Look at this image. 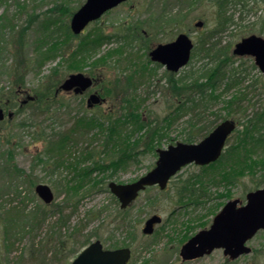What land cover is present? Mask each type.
Segmentation results:
<instances>
[{
    "label": "rangeland",
    "instance_id": "obj_1",
    "mask_svg": "<svg viewBox=\"0 0 264 264\" xmlns=\"http://www.w3.org/2000/svg\"><path fill=\"white\" fill-rule=\"evenodd\" d=\"M35 1L0 0V105L5 111V119L0 121V205L26 208L36 203L45 205L34 191L37 184L45 183L54 193L48 209L52 212L49 221L55 220L59 215L56 205L64 204L66 186L75 178V171L93 166L94 162L107 163L112 157L99 152L103 145L99 144V135H94L96 130L78 135L77 142L62 156L45 147L42 129L48 133L68 131L75 116L84 114L100 124L106 121V128L108 119L126 115L124 109L130 108L127 102L130 100L132 109L145 122L141 125L138 119V124L130 128L134 131L131 141L140 138L132 153L138 162L132 160L115 172L111 168L104 172L94 170L89 176L91 184L93 179V183L101 182L79 199L76 210L72 211L70 204L65 207L66 225L61 232L67 235L68 247L63 253L70 256L63 262L69 263L77 254L70 252L80 250L82 243L98 239L109 249L129 247L132 257L128 264H264V229L247 242L250 252L236 259L225 256L222 248L195 260L183 261L179 255L180 246L199 229L209 228L227 200L239 198L240 204H245L248 191L264 186V143H257L256 138L253 148L228 151L234 157L233 166L237 157L245 155L248 163L244 167L243 160L242 170L222 163L186 165L165 189L152 186L140 192L127 209L119 208L117 198L107 187L110 180L122 183L137 180L155 165L156 148L185 142L183 137L188 132L197 135V127L215 116L219 122L237 118L241 125L236 128L241 130L242 124L256 113L261 121L258 130L264 135V74L253 56L232 54L242 37L251 33L264 37V33L252 31L256 26L252 24L254 12L246 14L240 11V5L228 4L226 12L230 18L221 30V18L211 0H125L75 35L69 25L79 0H68L71 1L68 5H60L58 0ZM260 5L263 9L264 1ZM199 20L202 26H196ZM11 23L15 24L14 29H9ZM179 33L191 37L192 57L178 72L170 73L153 64L148 53L157 43L172 41ZM207 49L215 50L223 58L229 57L221 68L225 71L222 81L203 95L193 90L188 91V96V92L178 95L173 82L188 72L195 73L193 78L216 66L215 55H207ZM78 72L94 77L95 83L88 92L100 90L105 97L103 104L89 109L87 95L80 99L61 91L55 96L57 100L50 99L51 102L39 106L32 120L36 125L25 122L35 111L37 100L20 106L19 92L26 90L39 98L46 97L52 86L57 83L59 86L68 75ZM233 72L235 76H231ZM230 77L234 78L228 84ZM186 96L193 99L186 103ZM232 100L229 109L226 102ZM46 107L53 109L46 111ZM9 110L15 111L12 120L6 115ZM236 132L226 147L234 148L237 144ZM86 146L94 150V160L82 156ZM225 178L230 183L220 180ZM79 182L73 183L76 186ZM153 214L162 217V221L154 226L153 233L147 234L142 227ZM46 228L39 230L40 236H44ZM3 237L0 229V243ZM31 237L27 234L9 253L0 250V256H4L1 264H7L6 255L10 264H16L20 249Z\"/></svg>",
    "mask_w": 264,
    "mask_h": 264
},
{
    "label": "trees",
    "instance_id": "obj_2",
    "mask_svg": "<svg viewBox=\"0 0 264 264\" xmlns=\"http://www.w3.org/2000/svg\"><path fill=\"white\" fill-rule=\"evenodd\" d=\"M35 1V0H32ZM214 2V5L216 7V11L219 12V19L218 20L220 24V29H224V24L229 21L230 16H227V6L228 4H231L233 6H239L240 5V11L246 12V14H250V11L254 12V15L256 16L255 19H253L252 24L256 25L252 28V31H256L259 33H264V8L261 7V2L264 0H211ZM27 2V1H25ZM57 2L60 3V5H68L71 3V1L68 0H58ZM55 2V3H57ZM36 3V1H35ZM83 3L81 0L78 2V6ZM54 6H57V4H54ZM76 7V8H77ZM75 8V7H74ZM78 9V8H77ZM29 16H33V13H28ZM51 17H49L50 19ZM52 20V19H51ZM15 24L11 23L9 25V29H14ZM251 31V30H250ZM212 36V35H211ZM210 36V37H211ZM209 39V38H208ZM206 39H205V41ZM88 45V44H87ZM90 49L92 47H89ZM207 55L214 54L215 57H213L215 61V67L210 68L209 70H205L201 72L197 77H191L195 73H187L186 75H183L180 77V79L176 80L175 85L173 84V88H176L178 95L180 93H187L188 91H192L196 93H201L202 95L206 93V90L208 89H215L218 85V82L221 80V76L224 74L225 71H221L222 67L226 62L229 60V57L226 56L223 58V56L216 55V52H213L215 50L213 49H207ZM213 52V53H212ZM218 66V67H217ZM172 73V72H170ZM232 73L231 76L233 75ZM206 79L205 82L202 81V79ZM223 78V76H222ZM234 77H230V83ZM222 81V80H221ZM177 84V85H176ZM227 84V85H228ZM57 84L51 87V90H49V93L46 95V97H38L35 96V111H32V113L26 118L25 121L28 123L30 121V124L36 125L34 120L35 113L38 111L43 102H51L50 99L57 100L55 97V90L58 87ZM182 89V90H180ZM197 91V92H196ZM189 95V92L187 96ZM185 97V102H189L190 99H193V97ZM52 100V101H53ZM129 104L132 105L130 100H127ZM184 102V103H185ZM232 102L227 101L226 105L229 109L232 108ZM130 105L129 109H124L126 112L123 113L121 116L116 118H111V120L108 119L107 123L108 125L106 128L104 127L103 123H99L96 121L95 118H92L89 114H84L82 116H75L73 126L71 129L67 130H59V131H53L52 133H48L45 128L42 129V135H44L46 143L45 147L50 150V152H58L59 155L64 156V153L66 150H68L69 146H72V143L77 142L78 135L85 136L87 133L95 131L96 136L99 135V144L102 143L103 149H101L99 152L101 154L108 157H112L111 160H109L107 163L102 162L101 164H97L98 162H94L93 166H86L81 167L79 170L75 171L76 176L73 177V181L69 182L66 186L67 195L64 199L65 202L63 205H56V211L59 212L58 217H56L55 220L49 221L50 212L51 210L48 209V205H42L39 203L34 204L33 207L26 208L23 207V205H13V207H6L4 205H0V229H2V234L4 235L0 250H5L6 253H9L11 249L17 248V243L23 242V237L27 234L29 236H32L29 241H25L23 244L24 248L20 249L19 254L17 255V261L16 264H68L66 261L67 257L66 254L63 253V251L68 247L67 246V235L65 236L61 230L66 225L64 221V209L67 205L70 204L72 211L77 209V206L80 202V198H82L84 195H87V193L91 192L94 189V186L97 185L99 180H97L95 183H93L94 179L92 180V184L90 182L91 173L95 170H101V171H107L112 170L113 172L118 171L119 169L127 167L128 163H131L132 160L134 162H138V159L136 158V155L132 154L135 153L134 150L136 149V146H138L137 142L140 140L138 138L137 141H131V136H133V132H131V125H137L138 121L140 120L141 125H143L145 122H143V119H141L138 116V113L135 112ZM40 106V107H39ZM50 107V106H49ZM49 107H46V111H50L52 108L48 109ZM231 107V108H230ZM55 109V108H54ZM214 114V113H212ZM215 115V114H214ZM262 115V114H261ZM40 117V116H38ZM206 116H203L204 119ZM139 119V120H138ZM206 119V118H205ZM237 120V118H236ZM261 121L258 120V117L256 113L253 114L252 117H249L247 122H244V125H242V129L236 128V138L238 139L236 141V145L234 148L232 146L226 147L225 152L221 155V157L216 160L214 163H222L224 166L229 165L232 168H238L242 170V164L243 160H245L244 157H237V164L235 166L232 165V155L228 154L229 149L233 150H241L245 151L246 146H250L253 148V146L256 145L255 140L257 139V143L262 141L264 143V135L261 134L262 132L259 129V123ZM25 123V126H26ZM28 123V124H29ZM219 123V120L216 118H212V120H205V123L202 124V126L197 127L198 133L197 135L193 133V131L188 132L185 137H183L184 141L186 142H192L195 141L197 138H202L203 136L207 135L212 131V128ZM241 121L239 120L238 124L240 125ZM103 124V125H102ZM238 125V126H239ZM31 126V125H30ZM192 126V125H191ZM262 126V124H261ZM125 130V131H124ZM252 133V134H251ZM262 136V137H259ZM256 138V139H255ZM123 146V147H122ZM122 147V148H120ZM89 146H86L84 148V151L82 150L83 157L95 159L94 150H89ZM92 149V148H91ZM96 149V148H95ZM245 154V153H244ZM94 155V156H93ZM239 156V155H238ZM97 161V160H96ZM99 161V159H98ZM214 163L210 165H214ZM248 162L245 160L244 167L246 166ZM127 165V166H125ZM74 170V168H72ZM251 170L252 166H251ZM242 174V173H239ZM238 175V174H237ZM220 180H226L227 183H230L228 178L220 179ZM74 181H80L76 186L73 183ZM264 182V181H262ZM74 184V185H72ZM72 185V186H71ZM259 186V185H258ZM258 188V187H257ZM192 189V188H190ZM194 193V192H190ZM53 211V212H56ZM44 226H46V231L44 236H40L39 230H41ZM38 231V234H37ZM21 239V240H20ZM89 244V240H87L86 243H82V247ZM80 247V246H79ZM79 250H72L70 253L76 254ZM3 257L0 256V264L3 262ZM5 258H7V264L11 263V260L6 255ZM4 258V262H5Z\"/></svg>",
    "mask_w": 264,
    "mask_h": 264
},
{
    "label": "water",
    "instance_id": "obj_3",
    "mask_svg": "<svg viewBox=\"0 0 264 264\" xmlns=\"http://www.w3.org/2000/svg\"><path fill=\"white\" fill-rule=\"evenodd\" d=\"M122 0H86L71 16L70 28L79 34L92 20L100 18L101 14L114 7ZM203 23L199 20L196 26ZM194 45L189 35L178 34L175 40L158 44L150 52V58L158 61L172 71H178L185 66L191 58ZM236 55L254 56V63L264 73V37L251 34L236 42L233 48ZM92 79L82 73H71L65 78L56 90L76 93L92 85ZM103 99L93 93L87 99L89 105L99 103ZM2 116L0 109V118ZM236 122L234 119H225L217 124L212 131L200 140V142H177L167 148L157 150L158 158L155 166L150 171L141 175L139 179L129 183H117L110 181L108 188L120 201V207H127L137 198L140 190L151 185L165 188L167 182L183 166L192 162L198 165L210 164L220 157L226 143V139L234 131ZM35 191L44 202H51L54 194L49 185L37 184ZM159 215L153 214L143 226L147 234L153 233L154 224L161 222ZM264 229V186L248 191L246 203L240 204V199L227 200L225 205L215 214L209 228L201 229L191 236L180 247V256L184 261L196 259L207 255L215 249L223 248L225 256L231 259L238 258L241 254L249 253L251 248L247 246L250 238ZM131 256L129 247L104 248L102 241L94 240L82 248L69 264H127Z\"/></svg>",
    "mask_w": 264,
    "mask_h": 264
},
{
    "label": "flooded vegetation",
    "instance_id": "obj_4",
    "mask_svg": "<svg viewBox=\"0 0 264 264\" xmlns=\"http://www.w3.org/2000/svg\"><path fill=\"white\" fill-rule=\"evenodd\" d=\"M112 9V8H111ZM110 9V10H111ZM110 10H107L106 12H108V11H110ZM104 14V13H103ZM102 14V15H103ZM101 15V16H102ZM158 44H166V43H157L155 46H157ZM155 46H154V48H152L151 50H149V53H148V55H149V58H150V52L153 50V49H155ZM151 59V61H152V63L153 64H158V65H160V66H162V67H164L165 68V66L163 65V64H161L160 62H158V61H153L152 60V58H150ZM166 70H168L169 72H172V73H174V71H172V70H169V69H167L166 68ZM86 74V73H85ZM87 76H89L88 74H86ZM69 76V75H68ZM89 77H91V76H89ZM92 78V77H91ZM94 81V77L92 78V82ZM95 82H93L92 83V85L91 86H89V87H87L86 89H84L82 92H80V93H76V92H74V90L72 89V90H70V91H63V90H61L62 92H64L65 94H69V95H74V97H79L80 99H82V97H83V95H87V98H86V106H87V108H89V109H91V108H94V106H97V105H101V104H103L104 103V101H105V97L103 98L102 97V95H101V92H100V90H93V92H88V90L93 86V84H94ZM61 91L59 92V93H61ZM93 93H96V94H98L99 96H101L102 98H103V100L101 101V102H99V103H94L93 105H89V103H87V99L89 98V96L91 95V94H93ZM19 94H20V96H22V98H21V100H20V106H23V105H26L29 101H30V99H32V98H29L30 96H27V95H25V92H24V90H22V92H19ZM19 96V95H18ZM5 105H8V101L5 103ZM0 109H1V113H2V116H1V118H0V121L1 120H3V119H5V111H4V108L0 105ZM3 109V110H2ZM14 113H15V111L14 110H9V112L6 114L7 115V117H8V119H13L14 117ZM220 123V122H219ZM219 123H217V124H219ZM216 124V125H217ZM215 125V126H216ZM239 124L237 123V126H238ZM240 125H241V123H240ZM243 125V124H242ZM243 127V126H242ZM206 136V135H205ZM205 136H203V137H205ZM232 136V134L228 137V139H227V142L229 141V138ZM202 137V138H203ZM202 138H197L195 141H192V142H199L200 140H202ZM186 142V141H185ZM192 142H189V143H192ZM175 143H177V142H175ZM175 143H170V144H175ZM170 144L169 145H167L166 147H160V148H167L168 146H170ZM160 148H156V150H155V153L157 152V150L158 149H160ZM157 154V153H156ZM157 158H158V154H157ZM157 160V159H156ZM155 160V161H156ZM155 163V162H154ZM189 165V164H188ZM174 177V176H173ZM168 184V183H167ZM152 186H157V185H152ZM151 186V187H152ZM168 186V185H167ZM151 187H147L146 189H148V188H151ZM145 189V190H146ZM160 189V188H159ZM161 190V189H160ZM140 192H142V191H140ZM140 194V193H139ZM129 206V205H128ZM127 208V207H126Z\"/></svg>",
    "mask_w": 264,
    "mask_h": 264
}]
</instances>
